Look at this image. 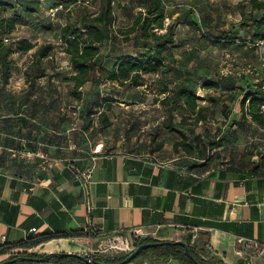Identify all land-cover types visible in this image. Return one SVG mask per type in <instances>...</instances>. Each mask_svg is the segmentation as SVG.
I'll return each instance as SVG.
<instances>
[{"label": "crops", "instance_id": "crops-1", "mask_svg": "<svg viewBox=\"0 0 264 264\" xmlns=\"http://www.w3.org/2000/svg\"><path fill=\"white\" fill-rule=\"evenodd\" d=\"M41 82L35 90L0 97L12 102L0 109V246L43 233L90 231L94 238L53 240L33 250L87 254L107 241L199 245L207 235L208 257L222 264H264V177L229 171L239 166L218 150L203 160L168 144L156 150L165 113L149 92L117 98L113 125L101 130L95 119L86 147L81 126H48L49 111L28 109L47 100ZM107 84L97 89L107 93ZM88 169L93 173L85 184ZM6 259L0 255V263Z\"/></svg>", "mask_w": 264, "mask_h": 264}, {"label": "trees", "instance_id": "trees-1", "mask_svg": "<svg viewBox=\"0 0 264 264\" xmlns=\"http://www.w3.org/2000/svg\"><path fill=\"white\" fill-rule=\"evenodd\" d=\"M55 1L58 4L64 5V0ZM167 1L127 0L125 4L118 3L117 6L122 12L121 15L125 16L131 22L125 31L122 29V35L124 37L122 42L125 44L133 42V50L128 52L115 50L112 54L107 55L103 62L99 61V57L103 55L104 45L108 42L114 45L118 44V35L113 32L107 33L105 30L114 28L117 24L118 18L114 10V0H90L87 1L89 3H82L80 0L71 1L72 5L82 3L83 9H80L75 19H69L58 31V37L61 42L60 54L64 56L65 61H67L72 70L69 77H65L64 79L65 82L69 83L68 92L70 98L84 102L86 107L91 100H97V104H99L97 113H93L92 111L88 113L92 117H95V119H98V126L101 130H108L113 125L112 114L114 108L112 107L110 109L106 104L114 106L119 100L117 98H120V96L128 97L130 92H133V97L140 96L141 93L145 95L150 91L144 90L139 93L137 91L142 87L147 88L149 84L148 79L152 76L161 75L166 68L167 52L169 48L176 44V33L173 25H166ZM252 2L256 10H264V0H253ZM8 6H11L10 9L14 10L16 17L0 20V60L2 64L1 71L4 70V81H8L12 76L13 62L8 60L12 49L4 46L3 42L5 38L9 39L11 32L18 25L19 18H21L18 8L12 5ZM64 6L66 8L69 7L67 4ZM96 6H99L98 9H96ZM93 8L94 10H92ZM4 9H8L6 5ZM234 28L247 31L254 44L259 41H264V14L259 17L243 18ZM203 34L208 42L218 45L234 43L232 38L227 35L216 36L206 32H203ZM54 50L55 48L52 43L38 45L28 40L22 41L16 49V52L23 54L32 52V63L27 71V79L30 82L33 81V90L36 89V81L45 75L43 73L44 66H42V63L45 60L54 59ZM256 54L260 58V53L257 50ZM253 76V74H250L244 78V90L241 94V96L243 95L241 100L242 119L246 120V113H248L257 125L264 128V90H262L260 83L255 82L256 78ZM51 81L49 80L46 88L54 86L53 83H50ZM105 83L111 84V89L107 93H103L97 89ZM174 84L176 85L175 82L166 84L163 81L159 82V85L162 87L158 95H156L157 97H155L154 102L161 103L165 114L164 120L158 126L159 134L155 136L154 144L162 132L177 134L181 139L173 145L175 152L181 153L180 148H183L186 152L184 155L186 156L198 160L210 158L212 152L221 148L220 141L213 139L210 147L204 145L201 148L199 145H193L189 141L194 135V132L185 129L183 127V121H175L176 116L184 120V116L188 114L189 118L196 119L198 123L205 122L207 117L203 113L208 108L199 105L202 99L190 87H186L183 84L171 88ZM214 86H216L215 83L207 81L202 87L211 89ZM217 86L219 85L217 84ZM254 86L258 87L259 90L254 91ZM1 91L2 88H0V97L6 99L8 95H3ZM51 96H54L56 99H52L51 97L45 103L32 102L28 109L35 112L43 109L51 111L54 102H56L55 100H58L56 95ZM48 100H51V102ZM212 101L217 102L216 99H212ZM11 103L9 102V104ZM64 110L69 113L71 106H64ZM95 119L92 120L91 124L86 125L87 120L85 114L80 119L82 123L79 126L82 127L85 134H88L86 137L85 135L83 136V133H80L81 141L83 144H86V147L89 139H92L93 134H95V131L92 134L88 133ZM232 123H235V120ZM163 147L164 142L161 141L157 147L155 146V149L160 150ZM262 168L263 165L261 164L254 165L248 170L240 166H230L228 170L239 174L241 178H246L247 176L264 177V170ZM95 236L90 231H76L71 234L43 233L37 236H30L25 241L17 244L0 246V255H7L8 259H18V262L14 264H36L35 262L21 261L20 258L43 257L44 254L40 255L37 252H33V250L53 240L94 238ZM201 237H207V239H203L202 244L198 245L196 241L193 244L188 242L189 250L198 264H222L208 257L209 252L206 247L209 243L208 236L201 235ZM155 242L158 241L152 238L138 239L135 240V248L142 244ZM127 255L117 257H99L98 255H94V257L101 262L110 264L124 260ZM146 261L151 264H162L169 261H174L177 264H196L188 257L185 249L181 246H158L149 248L142 251L130 264H139ZM47 263L85 264L75 257L51 258Z\"/></svg>", "mask_w": 264, "mask_h": 264}, {"label": "rangeland", "instance_id": "rangeland-1", "mask_svg": "<svg viewBox=\"0 0 264 264\" xmlns=\"http://www.w3.org/2000/svg\"><path fill=\"white\" fill-rule=\"evenodd\" d=\"M73 0H64V5H69L66 11L64 5L56 3L55 0H0V20L16 17L12 5L19 9L20 17L16 29L11 32L9 42L4 46L10 47L12 53L8 60L12 61V76L8 81L3 80L4 70L0 69V88L5 96L10 94H20L28 92L33 86V81H28L27 71L32 63V52L23 54L16 52L22 41L28 40L33 44L52 43L55 48L53 60H45L43 73L40 78L42 87H46L49 80L54 86L46 88L44 93L47 99L51 95H56L53 108L49 111L50 117L48 126L60 123L62 129L79 126V121L85 114L87 122L91 124L95 117L88 112L97 113V100L93 99L87 107L84 102L76 101L69 97V83L65 82V77H69L72 70L61 52V42L58 37L59 29L66 24L67 19L75 18L82 3H89L90 0H80L82 3L72 5ZM253 0H168L166 25H173L176 33V44L169 48L167 52L166 68L159 76L149 78V84L145 90L150 91L151 100L158 95L163 83L175 82L171 88L185 85L196 92L202 99L199 105L207 107L204 111L207 120L198 123L196 119L184 116V120L176 116V122H182L184 128L193 131L194 135L189 141L193 145L203 147L213 142V139L220 141L219 153L225 159H235V163L244 169L252 166L264 165V128L257 125L246 113V120L242 119L241 100L243 98L244 78L250 74L249 69L254 71V78L261 80L264 77L262 62L257 57L252 38L243 29H235L243 18L259 17L264 14V10H256ZM263 1V0H258ZM117 24L113 28L105 29L107 33L113 32L118 35V44L108 42L104 45L103 55L99 61H105L107 55L115 50L128 52L133 50V42L123 43L122 29L130 26L131 22L121 15L118 3L125 4L127 0H114ZM7 6V10L4 6ZM99 6H96L98 9ZM56 9V10H55ZM53 10V11H52ZM94 10V8L92 9ZM203 32L216 36L227 35L234 41L233 44H215L208 42L204 38ZM262 51L264 52V46ZM0 65L1 60H0ZM209 67V68H207ZM257 74V75H256ZM52 77L51 79H49ZM49 79V80H48ZM39 79L36 83H40ZM212 81L216 86L205 89L202 86L205 82ZM217 84L219 86H217ZM111 84H107L106 89H111ZM258 91V87H253ZM140 91H137L138 93ZM133 95V92L128 94ZM105 99L106 96H104ZM52 99H56L54 96ZM216 99L217 102H213ZM51 102V100H48ZM224 103V104H223ZM8 101L0 102V109H7ZM51 105V103H50ZM64 106H71L69 113L65 112ZM85 106V108H84ZM110 109L116 108V104L108 105ZM129 109L139 111L140 106H133ZM86 112V113H85ZM264 112V108H263ZM235 120V123L232 121ZM160 141L168 144L173 149L175 142L180 140L177 134L165 133L160 137ZM158 139V140H159ZM196 141V142H195ZM160 142L156 140L157 147ZM181 153L185 150L180 148ZM113 241V239H112ZM135 249V244L105 242L94 247L92 256L117 257L127 255ZM43 255V253H38Z\"/></svg>", "mask_w": 264, "mask_h": 264}, {"label": "water", "instance_id": "water-1", "mask_svg": "<svg viewBox=\"0 0 264 264\" xmlns=\"http://www.w3.org/2000/svg\"><path fill=\"white\" fill-rule=\"evenodd\" d=\"M158 246H181L185 249L186 254L190 259H192L196 264H198L197 260L191 254L189 247L186 242L178 240V241H158L155 243H146L142 244L139 247L135 248L131 253L127 255V257L118 262V263H110V264H130L133 260H135L142 251L147 250L149 248L158 247ZM56 257H75L79 260L83 261L85 264H108L99 261L91 254H78V253H66V252H52L46 253L41 258H30V257H21V261L27 262H35V263H47L51 258ZM18 262V259H6L5 261L1 262L0 264H14Z\"/></svg>", "mask_w": 264, "mask_h": 264}, {"label": "built area", "instance_id": "built-area-1", "mask_svg": "<svg viewBox=\"0 0 264 264\" xmlns=\"http://www.w3.org/2000/svg\"><path fill=\"white\" fill-rule=\"evenodd\" d=\"M43 1H45V0H43ZM8 42H9V39H8V38H5V39H4V43H8ZM254 45H255V47H256L257 49L260 50V51H259V53H260V60H261V62H262L263 68H264V52L262 51L263 46H264V41L256 42ZM247 72L250 73V74H255L254 71H252V70H250V69H249ZM256 75H257V74H256ZM255 82L260 83L262 90H264V79H263V80H262V79H261V80H259V79H255ZM92 173H93L92 169H88V170L83 174V177H84V180H85V182H84L85 184H88V183L90 182L91 177H92Z\"/></svg>", "mask_w": 264, "mask_h": 264}]
</instances>
